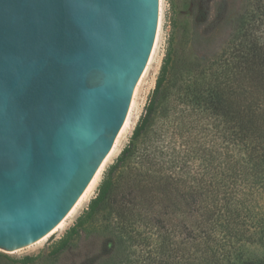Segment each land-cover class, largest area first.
Here are the masks:
<instances>
[{
  "label": "trees",
  "instance_id": "16d2710c",
  "mask_svg": "<svg viewBox=\"0 0 264 264\" xmlns=\"http://www.w3.org/2000/svg\"><path fill=\"white\" fill-rule=\"evenodd\" d=\"M225 5L212 16L210 0H171L166 54L145 113L53 255L85 231L95 246L79 264H264V252H244L246 243L264 247V0L234 18ZM161 110L187 137L171 158L161 139L141 144ZM135 156L137 166L117 174Z\"/></svg>",
  "mask_w": 264,
  "mask_h": 264
},
{
  "label": "water",
  "instance_id": "95a60500",
  "mask_svg": "<svg viewBox=\"0 0 264 264\" xmlns=\"http://www.w3.org/2000/svg\"><path fill=\"white\" fill-rule=\"evenodd\" d=\"M163 0H0V255L52 245L131 130Z\"/></svg>",
  "mask_w": 264,
  "mask_h": 264
},
{
  "label": "rangeland",
  "instance_id": "374dc122",
  "mask_svg": "<svg viewBox=\"0 0 264 264\" xmlns=\"http://www.w3.org/2000/svg\"><path fill=\"white\" fill-rule=\"evenodd\" d=\"M184 0H178L179 4L182 3ZM251 0H226V12L229 14L230 17H235L239 13L243 11L245 6L250 2ZM221 0H210L211 8H212V16L216 15V10L219 8V3ZM223 11V10H222ZM170 16H171V0H163V21H162V42H161V48L158 52V55L153 63V66L149 72V75L145 81V84L141 90V93L137 99L132 127L130 132L128 133L124 143L122 144L119 152L117 153L113 163L116 161L118 156L120 155L121 151L124 149V147L129 143L133 130L139 121L140 117L145 113L146 105L152 95V92L156 86L157 77L160 72L161 65L163 63V59L166 54V49L168 45V38L169 33L171 29L170 24ZM206 29V26H204ZM261 32L264 34V26L261 27ZM217 32V31H216ZM220 32V31H219ZM219 39L222 37L225 38L227 35L225 31L223 33H220ZM181 108V106L179 107ZM208 119H203V124H208ZM174 126H177V122L174 120H171L170 117L165 115L164 110H161L159 112V115L157 116L155 120L154 127L149 132V136L143 138L142 145L146 144H153L154 141H158L160 144V139L164 142L160 144V149L163 152V155H165L168 158L173 157L174 154H178V149H174V143L179 144L182 141H186L187 137H180L178 134H176V128L174 130ZM195 133V132H194ZM188 135V134H186ZM199 140L198 142L205 141V134L204 133H198ZM196 141V140H195ZM164 143V144H163ZM184 143V142H183ZM194 145L196 143H193ZM164 145V146H163ZM169 145V147H166ZM138 160V157L131 158L128 162H126L122 167L118 170L117 174H122L127 172L132 166H137L136 161ZM193 162V167L195 169L201 168L200 162L201 160L196 157V159L191 160ZM112 163V164H113ZM111 164V165H112ZM98 191V190H97ZM97 192L95 193V195ZM94 195V197H95ZM88 207V206H87ZM86 207V208H87ZM85 208V209H86ZM84 209V210H85ZM82 211V213L84 212ZM81 213V214H82ZM80 214V215H81ZM105 213H101L97 216V224L102 223L103 215ZM79 215V216H80ZM78 216V217H79ZM77 217V218H78ZM77 218L70 224V226L58 237V239L50 246L45 247L35 253L30 254L31 256H37V259L33 262V264H79L80 260L82 259V254L89 250L91 247H94L95 245L91 244L92 238H88L89 236L86 235V232L83 231L81 233V236L78 238L77 241H75V244L68 248L66 251L62 252L60 255L56 256L53 255V246L65 235L66 231L73 226ZM244 252L247 254V256L250 257H257L260 256L264 252V247L258 245V244H247L244 248ZM23 258H17V257H10V256H2L0 255V264H21V260Z\"/></svg>",
  "mask_w": 264,
  "mask_h": 264
}]
</instances>
